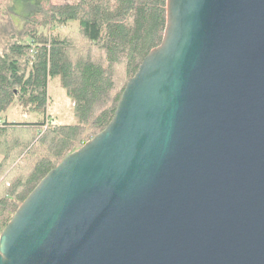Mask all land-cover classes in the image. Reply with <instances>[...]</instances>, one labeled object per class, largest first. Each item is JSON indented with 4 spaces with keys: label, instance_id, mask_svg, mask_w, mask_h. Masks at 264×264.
Returning <instances> with one entry per match:
<instances>
[{
    "label": "water",
    "instance_id": "95a60500",
    "mask_svg": "<svg viewBox=\"0 0 264 264\" xmlns=\"http://www.w3.org/2000/svg\"><path fill=\"white\" fill-rule=\"evenodd\" d=\"M0 264H264V0H166L161 43L19 205Z\"/></svg>",
    "mask_w": 264,
    "mask_h": 264
},
{
    "label": "trees",
    "instance_id": "16d2710c",
    "mask_svg": "<svg viewBox=\"0 0 264 264\" xmlns=\"http://www.w3.org/2000/svg\"><path fill=\"white\" fill-rule=\"evenodd\" d=\"M23 2L25 29L0 50V234L41 179L109 124L166 25V0ZM71 21L77 28L67 34L44 30ZM53 79L73 103L76 123L49 113ZM16 101L39 118H5Z\"/></svg>",
    "mask_w": 264,
    "mask_h": 264
},
{
    "label": "rangeland",
    "instance_id": "374dc122",
    "mask_svg": "<svg viewBox=\"0 0 264 264\" xmlns=\"http://www.w3.org/2000/svg\"><path fill=\"white\" fill-rule=\"evenodd\" d=\"M24 0H0V50L9 47L15 37L21 35L25 29L26 19L23 16ZM78 0H49L53 4L77 2ZM46 32L67 34L77 28V21L64 25H54L51 28L44 27ZM51 104L49 113L60 123H76L77 118L73 113V103L66 91L60 86L58 79H53L49 85ZM4 117L9 120H36L39 118L34 113L23 112L17 101L5 112Z\"/></svg>",
    "mask_w": 264,
    "mask_h": 264
}]
</instances>
